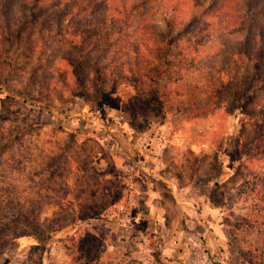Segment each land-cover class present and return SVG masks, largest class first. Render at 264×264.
<instances>
[{
	"label": "rangeland",
	"instance_id": "1",
	"mask_svg": "<svg viewBox=\"0 0 264 264\" xmlns=\"http://www.w3.org/2000/svg\"><path fill=\"white\" fill-rule=\"evenodd\" d=\"M228 1L0 0V264H70L79 236L98 264H264V16Z\"/></svg>",
	"mask_w": 264,
	"mask_h": 264
},
{
	"label": "trees",
	"instance_id": "2",
	"mask_svg": "<svg viewBox=\"0 0 264 264\" xmlns=\"http://www.w3.org/2000/svg\"><path fill=\"white\" fill-rule=\"evenodd\" d=\"M184 1L191 2L194 0H32L34 6L36 7L42 6V4L46 3L55 7L73 4L74 8H72V10L67 13V15L70 16H82L85 14L86 16L90 15L91 17H95L98 14L96 8H99V13L107 19H112L115 16H124L128 19L143 18L150 14V11L147 9L151 4L165 3L168 7L172 8V10H175L176 7H180L181 4H184ZM233 1L225 2L219 8V12L225 13L226 17L229 19H233V10L235 9H233V7L229 8L226 5L229 3L232 4ZM254 2L260 4L259 10L264 16V0H254ZM157 14L160 17V23L164 26V35L161 37L162 41H164L168 35L172 34L173 27L170 26L171 14L167 12V9L157 11ZM29 15L34 17L37 14L33 11V9H30ZM146 22L147 18L143 20V24ZM143 24L140 30L145 32L147 28L144 27ZM165 47L170 46L168 43H166L161 45L159 50H162V48L165 49ZM248 185L250 186L248 196L251 198V214L249 215L248 220L251 227L258 229L260 226L264 227V177H256V179ZM257 231H260V229ZM65 235H67V232ZM27 238L31 239V236H27ZM32 243H34L33 240ZM94 247L95 243L92 237L79 236L76 243L72 244V250L67 247V250L70 253V264H98V261L94 258L95 256H92V250ZM156 262L161 264L159 256H156ZM251 263L256 264V262L253 261Z\"/></svg>",
	"mask_w": 264,
	"mask_h": 264
}]
</instances>
